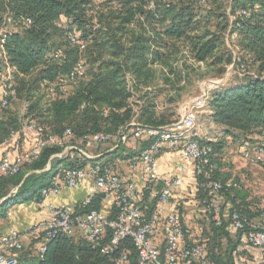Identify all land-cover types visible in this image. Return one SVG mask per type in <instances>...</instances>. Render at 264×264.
Masks as SVG:
<instances>
[{
	"label": "trees",
	"instance_id": "obj_1",
	"mask_svg": "<svg viewBox=\"0 0 264 264\" xmlns=\"http://www.w3.org/2000/svg\"><path fill=\"white\" fill-rule=\"evenodd\" d=\"M7 17L10 22H6ZM1 29L0 73L6 66L13 68L10 102L20 98L26 102V111L18 115L9 109L3 114L0 144L23 120L33 121L58 137L70 129L71 139L114 133L133 118L149 126L171 123L177 118L175 107L183 99L181 92L186 85L195 87L200 65L208 62L207 66L222 67L232 63L241 74L240 82L226 81L209 90L205 107L210 122L220 127L225 137H232V143L238 137L264 135V0H0ZM226 37L239 40L244 56H217ZM79 62L84 72L75 87L66 93L56 89L44 101L42 89L46 93L49 84L68 77ZM193 138L212 147L207 178L196 175L200 198L204 195L201 184L209 178L227 180L217 168L225 140ZM149 142L144 141L140 148ZM60 151L58 146L46 147L18 173L0 177V205L39 200L41 190L52 183L54 169L60 167L61 175L64 169L87 163L69 157L50 159ZM121 151L124 160L136 152ZM48 163L50 168L44 171ZM11 189L15 192L6 197ZM242 191V187L222 191L228 212L236 210L254 219L264 208H251ZM100 199L97 195L88 205L76 206L75 213L99 209ZM209 228L211 235L205 242L209 264H264L246 241L237 250L242 233L235 231L239 237L233 242L229 221ZM108 236L109 231L103 241ZM221 239L226 241L224 246ZM119 251L126 252L129 264H135L137 254L130 238L120 240L110 255ZM241 255L260 261L248 262ZM23 264L111 261L100 252V246L80 236L74 239L57 234L40 258L26 259Z\"/></svg>",
	"mask_w": 264,
	"mask_h": 264
},
{
	"label": "built area",
	"instance_id": "obj_2",
	"mask_svg": "<svg viewBox=\"0 0 264 264\" xmlns=\"http://www.w3.org/2000/svg\"><path fill=\"white\" fill-rule=\"evenodd\" d=\"M6 22H10L8 17ZM70 40L76 42L74 36ZM83 72L82 64L77 63L68 77L49 84L47 93L53 94L56 89L66 93L68 85L81 77ZM12 74L13 68L9 66L0 73V108H6L13 97ZM127 80L130 82L129 77ZM221 83L222 80L212 81L211 87H218ZM208 93L209 90L184 103L179 115L171 123L149 126L133 118L114 133L98 132L79 139L70 138V129L58 137L33 121L23 120L19 129L11 131L3 143L8 144L17 135H33L34 142L29 149L18 146L14 154L3 153L0 158V177L18 173L23 165L37 159L44 148L52 146L60 147L61 151L50 159L69 157L86 160L87 163L64 169L58 180L41 190L39 200H30L42 209L38 221L20 230L9 228L0 233V264H23L26 259L40 258L52 237L57 234L72 236L76 231L84 241L100 246V252L110 256L111 264H129L124 251H119L115 256L110 255L124 238H130L136 250L135 264H209L205 229L212 224L220 226L224 220L226 202L222 191L228 187L240 189L241 185L233 180L222 182L210 178L202 183L204 195L199 198L202 219L196 227H191L186 224L185 215L177 210L162 215L163 207L171 195L180 189L183 179L182 174L172 178L162 176L157 165L159 151L168 144L179 149L178 168L181 173L190 166L195 176L203 174L207 178L206 168H210L212 147L200 145L193 137L196 135L197 116L206 106ZM147 140L150 142L140 148ZM243 145V158L264 168V144L252 147ZM103 146L109 152L126 147L136 150L127 163L131 170L138 169L140 187L133 180L122 176L109 163L99 160L98 153L87 151V147L100 151ZM49 168L47 164L43 170ZM86 182H89L86 194L76 206H86L99 195V209L78 215L75 213L76 206L45 201L48 196L80 187ZM106 203L108 208L103 206ZM228 221L231 228L241 232L244 240L258 249L264 259V211L256 218L248 219L232 210L228 213ZM108 231V240L103 241ZM29 250L31 252L27 253Z\"/></svg>",
	"mask_w": 264,
	"mask_h": 264
},
{
	"label": "crops",
	"instance_id": "obj_3",
	"mask_svg": "<svg viewBox=\"0 0 264 264\" xmlns=\"http://www.w3.org/2000/svg\"><path fill=\"white\" fill-rule=\"evenodd\" d=\"M1 109V108H0ZM4 113H0V120L2 119ZM4 118V117H3ZM210 122V120H209ZM211 123V122H210ZM214 125L213 123H211ZM221 129V128H220ZM203 139L207 141H215L216 136L204 133ZM197 136V133L196 135ZM200 136V135H198ZM34 142V136H22L17 135L15 139H13L8 144L1 143L0 144V158L3 155V153L8 152L11 154H14L16 152V148L18 146L23 147L24 149H29ZM234 146L235 143H232ZM241 146V145H240ZM244 146V145H243ZM243 146H241L240 150L243 149ZM250 146V145H249ZM252 147V146H250ZM89 148V147H87ZM124 150H132L130 148H123ZM104 150V151H103ZM91 154L98 153L99 160L105 163H109V160H113L112 163H109L117 172H119L122 176L126 177L127 179L133 180L138 187H140V181H139V172L138 169L131 170L128 166L127 159H117V156H119L120 149L115 151H108L106 149V146H103L101 150L95 151L92 148H89L87 150ZM222 158V156H221ZM55 160V159H54ZM53 160V161H54ZM221 160H225L224 158ZM244 161L243 159H241ZM245 164L243 166H247V168L251 169L250 162L244 161ZM50 165V163H48ZM157 165L159 173L167 178H172L178 175L182 174V185L179 190L175 191L170 199L169 202L163 207L162 215H167L170 211L177 210L181 213H183L186 217V224L191 227H196L202 219V211L199 204V198L197 195V185H196V176L194 175L192 168L189 166L187 167V170L184 173H181L179 171V149L178 147H174L171 145H164L163 148L159 151L157 155ZM47 166V165H46ZM60 167L54 169L55 173H51V180L56 181L59 179L60 173L58 172V169ZM49 170V169H48ZM44 170V171H48ZM223 172V171H221ZM226 176V175H224ZM89 182H86L80 187L73 188L68 191H62L60 194L57 195H51L48 196L45 201L46 203H53V204H59V203H67L71 206H76L81 199L84 198L86 194V188ZM243 194H247L246 200L249 201L251 208H259L260 205H257L256 203L251 201V196L248 193L247 189H243ZM6 203L4 205H0V233L6 231L9 228H13L16 230H20L26 227L31 226L33 223L38 221V219L41 217L42 209H40L37 205L32 203L31 201H24L21 203ZM105 208H108L109 205L103 204ZM262 206V205H261ZM264 206V205H263ZM228 207L229 204L226 203L225 205V214H224V221L228 222ZM264 208V207H263ZM211 235V231L209 226L206 227L204 232V238L206 241L209 240ZM230 236L234 242L236 241V238L239 236L237 235V232H235L233 229H230ZM72 237L75 239L76 237H79L78 231H76ZM243 236H240V244L237 247V250L239 251L241 247L243 246L244 242ZM222 245L224 246L226 241L225 239H221ZM29 248V247H26ZM254 251L252 253L256 256L259 255V251L256 248H253ZM243 260H246L248 262H258L260 261L258 257H252L248 255H241ZM211 264V263H210Z\"/></svg>",
	"mask_w": 264,
	"mask_h": 264
},
{
	"label": "rangeland",
	"instance_id": "obj_4",
	"mask_svg": "<svg viewBox=\"0 0 264 264\" xmlns=\"http://www.w3.org/2000/svg\"><path fill=\"white\" fill-rule=\"evenodd\" d=\"M213 22L215 23V19H213ZM238 41L235 39V37H226L223 40V43L221 44L218 52L216 53L217 56H222L223 59L228 57L229 59L240 58L241 56H244L245 53L242 52L240 46H238ZM208 63L200 65L201 67L199 69L197 79H195V87L186 85L184 91L181 92L183 99L178 101L177 106L175 107L176 117L179 115V112L184 103L190 101L196 96H199L207 90L213 89L211 87L212 81L222 80V83L220 85H223V83L225 84L226 81L230 83L240 82L241 77L239 75L241 74L233 69L232 63L227 62L228 64L226 63L224 67L218 65L207 66ZM77 83V80L74 81L73 83L68 85L67 89L71 90ZM41 97L45 101L50 99L51 95H49L47 92L45 93L42 89ZM9 109H11L12 111H16L18 115H23L26 111V102L21 100L20 98L15 97L11 100L9 107L6 110L0 109V113H6ZM195 133H197V136L195 137L204 141H207L203 139V136L205 135L204 133H208L213 136L215 135V142L219 141L220 139L225 140V147L223 148V154L221 155L222 158H220V162L218 163L217 168H219L220 171H223L221 173L223 175H226L227 180L238 182L241 185L242 189H247L248 193L251 196V201L256 203L257 205H260L259 208L262 209L264 207V168L261 165L253 162H250L251 169H248L247 166H243V164H245L244 161L246 160L241 155L240 148L241 146H243V144L254 146L260 143H264V135H251L247 138L238 137L236 139V142H234L235 145L233 146L232 137H225L220 127L212 125L209 122L206 107H204L197 116ZM87 150H89V148H87ZM121 158L122 156L119 153L117 159L120 160ZM223 158L225 159L224 161L221 160ZM241 159H243L244 161H242ZM112 161V159L109 160V163H112ZM14 192L15 190L11 189L7 193L6 197L12 195ZM26 249L28 250L29 248ZM30 252L31 251L29 250L27 253Z\"/></svg>",
	"mask_w": 264,
	"mask_h": 264
},
{
	"label": "water",
	"instance_id": "obj_5",
	"mask_svg": "<svg viewBox=\"0 0 264 264\" xmlns=\"http://www.w3.org/2000/svg\"><path fill=\"white\" fill-rule=\"evenodd\" d=\"M2 200H4V199H2Z\"/></svg>",
	"mask_w": 264,
	"mask_h": 264
}]
</instances>
